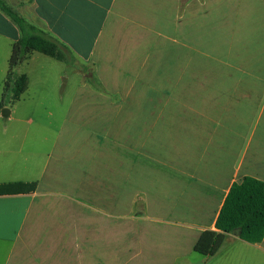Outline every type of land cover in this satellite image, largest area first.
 Returning a JSON list of instances; mask_svg holds the SVG:
<instances>
[{"label": "crops", "instance_id": "crops-1", "mask_svg": "<svg viewBox=\"0 0 264 264\" xmlns=\"http://www.w3.org/2000/svg\"><path fill=\"white\" fill-rule=\"evenodd\" d=\"M2 1L103 92L81 75L52 137L0 118V185L36 183L0 194V264H165L233 182L264 181V0ZM19 37L0 10L1 91Z\"/></svg>", "mask_w": 264, "mask_h": 264}, {"label": "rangeland", "instance_id": "rangeland-1", "mask_svg": "<svg viewBox=\"0 0 264 264\" xmlns=\"http://www.w3.org/2000/svg\"><path fill=\"white\" fill-rule=\"evenodd\" d=\"M20 70L28 74L29 86L15 103H11L7 96V106L4 109L11 112L9 116L20 120L16 123L17 128L23 135H27L28 141H33V135L52 137L66 112L75 88L82 83L81 75L85 77V68L82 67V62L78 63L75 60L58 62L40 53H34L31 62L23 64ZM78 103L77 100L74 102L73 109L77 108ZM0 118H7L2 110ZM29 144L31 143H27ZM261 145V150H264V135ZM156 208L150 207L154 213H157ZM131 211L136 216L145 213V196L142 193H136ZM163 228L160 225L156 230ZM165 240L172 245L169 237L166 236ZM157 243L164 244V241L159 239ZM161 251L166 254L169 248H163ZM166 256L168 262L172 261L175 254L167 253ZM177 256L170 264H264V242L249 244L235 236L227 235L218 252L205 257L193 252L183 240ZM167 262L165 264H168Z\"/></svg>", "mask_w": 264, "mask_h": 264}, {"label": "trees", "instance_id": "trees-1", "mask_svg": "<svg viewBox=\"0 0 264 264\" xmlns=\"http://www.w3.org/2000/svg\"><path fill=\"white\" fill-rule=\"evenodd\" d=\"M4 12L20 31V37L11 45L6 75L0 94V110L9 96L11 103L19 100L27 88L25 75L16 74L17 67L32 53L37 52L57 61L74 60L60 45L42 30L27 22L0 0ZM85 72L84 80L100 92L102 86L93 73ZM36 183H12L0 185V194L5 192H30ZM227 235H234L249 244L264 240V181L252 176H243L233 182L223 200L214 222V229H205L199 235L192 251L205 257L215 255Z\"/></svg>", "mask_w": 264, "mask_h": 264}, {"label": "water", "instance_id": "water-1", "mask_svg": "<svg viewBox=\"0 0 264 264\" xmlns=\"http://www.w3.org/2000/svg\"><path fill=\"white\" fill-rule=\"evenodd\" d=\"M4 111L7 112V114H8V110H6V109L3 108L2 109L3 115H4Z\"/></svg>", "mask_w": 264, "mask_h": 264}]
</instances>
